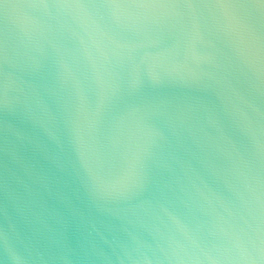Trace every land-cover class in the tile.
<instances>
[{"label": "water", "instance_id": "obj_1", "mask_svg": "<svg viewBox=\"0 0 264 264\" xmlns=\"http://www.w3.org/2000/svg\"><path fill=\"white\" fill-rule=\"evenodd\" d=\"M39 2L0 0V264L6 248L20 264H260L264 72L252 38L209 17L190 50L165 47L158 30L105 27V10ZM100 161L134 164L149 191L101 195Z\"/></svg>", "mask_w": 264, "mask_h": 264}, {"label": "snow or ice", "instance_id": "obj_2", "mask_svg": "<svg viewBox=\"0 0 264 264\" xmlns=\"http://www.w3.org/2000/svg\"><path fill=\"white\" fill-rule=\"evenodd\" d=\"M32 7H47V0L33 3ZM59 6L83 11L105 10L101 21L110 29L158 30L156 42L171 46L176 38L187 50L198 34V29L211 18L212 28H228L246 32L252 39L249 46L250 63H259L264 72V0H70ZM7 55L6 40H0V97L7 96V73L4 69ZM159 74L153 79L158 81ZM141 81L133 82L140 87ZM101 195H143L149 191V179L134 164L110 167L99 163L97 176ZM249 255L257 253L256 247L245 249ZM259 261L264 264V245L259 248Z\"/></svg>", "mask_w": 264, "mask_h": 264}, {"label": "clouds", "instance_id": "obj_3", "mask_svg": "<svg viewBox=\"0 0 264 264\" xmlns=\"http://www.w3.org/2000/svg\"><path fill=\"white\" fill-rule=\"evenodd\" d=\"M256 65H259V63L257 62ZM238 247H240L238 245ZM245 250H242L241 254L244 253ZM6 254H7V257L9 258V260L11 261V264H20V257L13 253V252H10L9 249L6 248ZM211 254H208V256H210Z\"/></svg>", "mask_w": 264, "mask_h": 264}]
</instances>
